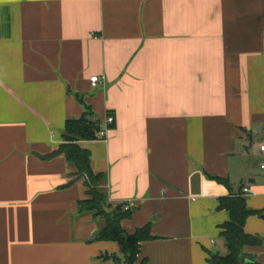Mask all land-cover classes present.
Instances as JSON below:
<instances>
[{"label":"crops","instance_id":"crops-1","mask_svg":"<svg viewBox=\"0 0 264 264\" xmlns=\"http://www.w3.org/2000/svg\"><path fill=\"white\" fill-rule=\"evenodd\" d=\"M86 109L113 118L85 148L109 205L132 206L121 230L148 226L135 264L226 256L217 207L242 189L264 238V0H0V264H125L91 242L84 180L44 158ZM243 255L264 264V243Z\"/></svg>","mask_w":264,"mask_h":264},{"label":"trees","instance_id":"trees-1","mask_svg":"<svg viewBox=\"0 0 264 264\" xmlns=\"http://www.w3.org/2000/svg\"><path fill=\"white\" fill-rule=\"evenodd\" d=\"M80 119L66 121L62 133L63 144L54 153L44 156L45 159L63 155L75 170L78 179L84 180L87 188L86 199L80 202V213L102 218V225L92 241H113L122 246L125 254V264H135L139 253V242L150 239L148 226L139 229L134 235H128L121 230L120 224L128 219L130 208L120 210L112 208L107 201L106 176L96 174L92 170L90 150L85 148L90 142L100 141L97 133L101 126L94 114L86 109ZM113 126L110 125V129ZM43 158V159H44ZM219 211L229 212V221L222 226L221 236L226 244L227 255L224 257L210 256V264H245L243 255L245 247H257L264 243V238L250 236L245 233L244 224L254 214L248 210L246 200L240 192L229 194L219 200ZM144 264V261L141 262Z\"/></svg>","mask_w":264,"mask_h":264},{"label":"built area","instance_id":"built-area-1","mask_svg":"<svg viewBox=\"0 0 264 264\" xmlns=\"http://www.w3.org/2000/svg\"><path fill=\"white\" fill-rule=\"evenodd\" d=\"M99 79L97 77H92L90 78V82H92V85L95 86L96 83H98ZM113 123V118L112 117H107L103 123L100 125L101 126V129L100 131L97 133V136H98V139L100 141H104L108 135V131H109V127L110 125H112ZM258 150L260 151L261 155L264 156V144H261L259 147H258ZM261 166L262 168L264 169V159L261 163ZM242 195L246 194V193H249V191L247 189H242ZM132 206H127V208H130Z\"/></svg>","mask_w":264,"mask_h":264},{"label":"water","instance_id":"water-1","mask_svg":"<svg viewBox=\"0 0 264 264\" xmlns=\"http://www.w3.org/2000/svg\"><path fill=\"white\" fill-rule=\"evenodd\" d=\"M120 208H121V207H120V206H118V207L116 208V210L118 211Z\"/></svg>","mask_w":264,"mask_h":264}]
</instances>
